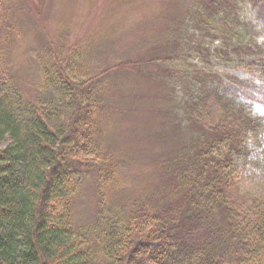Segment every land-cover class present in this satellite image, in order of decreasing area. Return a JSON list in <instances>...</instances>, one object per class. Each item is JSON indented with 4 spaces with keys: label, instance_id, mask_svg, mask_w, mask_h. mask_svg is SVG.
<instances>
[{
    "label": "trees",
    "instance_id": "16d2710c",
    "mask_svg": "<svg viewBox=\"0 0 264 264\" xmlns=\"http://www.w3.org/2000/svg\"><path fill=\"white\" fill-rule=\"evenodd\" d=\"M13 1L0 0V25ZM213 6L215 18L222 6ZM218 34H224L222 27ZM5 37L0 264H264V117L253 115L246 101L237 102L222 84L209 88L200 82L186 101L191 121L201 127L198 115L213 111L210 101L229 113L233 109L230 121L222 114L198 140L180 138L164 166L167 184L119 201L107 213L103 192L124 184V175L113 153L95 140L104 106L99 88L83 77V54H73L65 70L57 64L42 70L41 89L59 99L32 109L15 87ZM258 67L264 82V65ZM87 163L97 169L101 189L96 226L89 229L76 227L74 212ZM251 167L259 172L258 195L240 189Z\"/></svg>",
    "mask_w": 264,
    "mask_h": 264
},
{
    "label": "rangeland",
    "instance_id": "374dc122",
    "mask_svg": "<svg viewBox=\"0 0 264 264\" xmlns=\"http://www.w3.org/2000/svg\"><path fill=\"white\" fill-rule=\"evenodd\" d=\"M213 5L222 6L215 18ZM3 34L15 87L32 109L59 99L41 89L42 70L56 64L65 70L73 54H83V77L99 88L104 106L95 140L113 153L124 175V184L103 192L107 213L119 201L167 184L164 166L180 138L198 140L222 114L230 121L233 109L229 113L213 101V111L198 115L201 127L191 121L186 101L200 82L209 88L222 84L253 115L264 117L258 67L264 65V0H14L0 39ZM81 175L75 225L89 229L98 219L101 189L93 165L87 163ZM260 185L251 167L240 189L258 195Z\"/></svg>",
    "mask_w": 264,
    "mask_h": 264
}]
</instances>
